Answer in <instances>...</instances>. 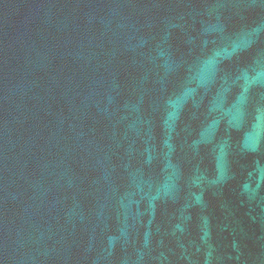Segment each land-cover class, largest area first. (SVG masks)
<instances>
[{
    "label": "water",
    "instance_id": "1",
    "mask_svg": "<svg viewBox=\"0 0 264 264\" xmlns=\"http://www.w3.org/2000/svg\"><path fill=\"white\" fill-rule=\"evenodd\" d=\"M0 264H264V0H0Z\"/></svg>",
    "mask_w": 264,
    "mask_h": 264
}]
</instances>
